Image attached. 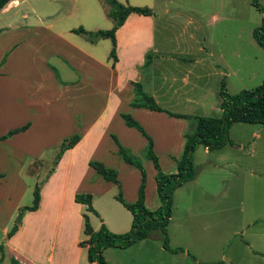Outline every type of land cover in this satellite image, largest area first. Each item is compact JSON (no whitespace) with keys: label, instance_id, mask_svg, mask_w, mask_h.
<instances>
[{"label":"crops","instance_id":"obj_1","mask_svg":"<svg viewBox=\"0 0 264 264\" xmlns=\"http://www.w3.org/2000/svg\"><path fill=\"white\" fill-rule=\"evenodd\" d=\"M50 2L65 8V16L85 6L84 0ZM24 3L28 0H10L0 11V24L6 23L0 28V138L27 126L0 141V264H91L87 247L81 245L87 240L84 216L93 231L105 226L111 233L122 235L129 232L132 215L116 199L118 187L102 179L89 162H101L116 171L122 198L128 203L136 201L141 184V173L119 159L111 135L133 156L144 152L147 140L127 127L120 115L131 116L152 139L159 168L165 174L177 173L174 158L181 157L189 129L195 131L193 119L132 108V83L138 80L162 109L198 116L183 111L201 105L191 94L201 90L199 83L211 74H226L218 72L215 56L203 54L205 48L201 46L194 54L191 46L185 55L188 58L173 55L165 43L157 47L158 14L152 0L131 3L133 7H150L152 16L132 13L116 31L117 62L111 70L100 62L94 45L99 40H82L84 35L73 32L76 29L65 28L63 18L41 22L33 33L25 23H12ZM147 55L151 59L146 66ZM108 60L111 68L112 61ZM180 61L192 63L191 68L181 72ZM60 67L68 79L61 76ZM109 75H116L120 84H106ZM236 124L229 129L230 147L235 150L224 158L214 152L222 153L226 145L212 151L196 145L192 154L194 178L172 194L167 236L170 248L183 252L166 251L162 234L155 231L130 247L104 250L106 264H264V162H252L257 151L246 150L247 139L238 142L233 138ZM244 129L242 126L248 137L260 138L264 133V128L252 133ZM74 134L80 135V141L63 153L45 179L39 180L43 158ZM141 164L146 174L144 205L155 211L161 204L156 169L149 160ZM224 168L229 177L220 179L221 186L229 181L234 186L236 175L243 185V216L237 228L234 196L210 191L202 179L204 173ZM37 184L38 208L20 214L21 209L32 205ZM252 186L259 190L254 192ZM77 194L91 196L96 214L75 202ZM248 230L249 239H243Z\"/></svg>","mask_w":264,"mask_h":264},{"label":"rangeland","instance_id":"obj_2","mask_svg":"<svg viewBox=\"0 0 264 264\" xmlns=\"http://www.w3.org/2000/svg\"><path fill=\"white\" fill-rule=\"evenodd\" d=\"M84 1V8L81 7L73 15L65 16L66 9L51 3L50 0H28L27 4L24 3L21 6L14 20L11 22L25 23L29 33H33L35 28L40 27L42 25L41 22L45 24L62 18L64 20L62 19L63 21L61 23H63L65 28L78 29L82 27L88 32L111 29L112 22L106 16V12L109 9L108 5L102 0ZM117 1L124 5L125 3H129L130 6H135L134 4L144 3L149 0ZM152 1V5H154V9L158 14L156 20L157 47H162V44L165 43V49L173 55L179 58H188L185 55L189 53L191 46L195 48L193 51H190L192 54L197 53V48L201 46L205 48L203 54L212 53L215 56L216 63H213L215 67L216 64L219 65L217 67L218 72L221 73L223 71L226 74L225 76L211 74L210 77L203 79L199 83V86H202L201 90H197L191 94L201 102V105L197 107L191 106L193 108H186L183 111L193 112L194 115L198 116L219 117L221 114L219 108L221 100L218 92L222 79L230 95H236L243 90H250L262 84L264 80V51L255 43L252 33L255 28L261 25L263 14L251 5L250 0ZM259 3L264 8V0H259ZM138 7L148 6L143 5ZM4 26H6V23L0 24V28ZM81 39L84 40L86 37L82 36ZM94 45L99 53L100 62L111 70L110 61L108 60V54L111 48L110 41L99 40ZM178 64L180 65L181 72L187 71L192 65V63H188L187 61H180ZM207 64L209 65V63ZM130 71L133 73V70ZM60 72L64 79H68L67 74L61 67ZM207 72L212 73L210 70ZM191 80L193 82L192 78ZM136 82L139 83L138 80ZM105 83L112 85L120 84L116 75H109ZM124 86L126 85L124 84ZM193 123L195 125V122ZM242 126H245V131H251V133L258 130V128L264 127L236 124L232 129V135L236 131L235 136H233L236 141L240 142V139H247L245 140L246 144L244 146L246 150L257 151L252 162H255V164L264 162V133L260 138H256L255 136L248 137L241 130ZM192 131V129H189L188 136L192 135ZM230 145L232 143L227 144L222 153L214 152V154H221L218 157L224 156L225 158L231 150H235L231 149ZM134 157L141 162L146 160L143 157V153L134 155ZM55 158L56 152H52L43 158L44 165H40L42 168L39 174V180L45 179L50 173ZM33 166L35 169H40L38 164H34ZM224 170L225 168L219 171L211 170L210 172L204 173L202 179L210 191H217L220 196H234L235 206L233 205L232 207H235V227L237 228L240 224L239 218L243 216L240 212L243 208L240 205V202H242L243 185L241 186L236 175L234 186L230 181L228 185L221 186L219 183L220 179L227 176ZM262 187H264V184ZM258 190V186L253 188L254 192ZM239 199L240 201H238ZM250 233L251 230L246 231L243 239H249Z\"/></svg>","mask_w":264,"mask_h":264},{"label":"trees","instance_id":"obj_3","mask_svg":"<svg viewBox=\"0 0 264 264\" xmlns=\"http://www.w3.org/2000/svg\"><path fill=\"white\" fill-rule=\"evenodd\" d=\"M10 0H0V11L9 3ZM109 9L106 16L112 22V27L109 30H97L95 32H87L83 28L73 30V32L84 35L91 43L98 40L108 39L111 42V50L108 59L111 62V69H114L117 62L116 55V31L124 24L126 18L134 13L142 16H152V11L146 7L125 6L117 0H102ZM251 5L260 13L263 14L261 25L253 30L252 37L255 43L264 51V8L260 5L259 0H250ZM149 55L146 56L145 65L149 64ZM134 99L130 103L132 108H145L150 111L164 112L169 117L181 119H193L195 122V131L191 136H186V142L183 148V153L179 159H175L177 165L176 174L163 173L158 164V157L154 152V144L152 139L144 132L142 127L131 116L121 114V118L125 125L129 128H134L139 131L147 140L146 148L143 152V157L152 162L156 169L155 183L156 192L160 199V206L155 211L147 209L144 205V186L146 174L141 162L130 154L114 135L111 139L117 147V155L126 164L131 165L141 173V184L138 190L136 201L132 203L126 202L122 198L120 184L117 179V173L114 169L105 167L101 162L91 161L89 166L92 167L98 175L107 182H111L119 189L116 199L122 206L132 215V223L129 232L116 235L107 230L105 226H101L98 231H93L87 216H84V234L87 240L81 243L87 247V259L91 264H106L103 256L104 250L108 248L124 249L131 245L145 240L153 232L159 231L162 234V247L171 253L183 252L182 249H171L167 236V226L172 212V194L184 183L194 178V166L192 154L196 145H202L208 151L220 149L227 144H231L229 137V129L233 124L245 123L264 126V80L261 85L250 89L243 90L236 95H230L227 92L224 80L220 82L218 95L220 97L219 108L221 114L219 117L205 116H186L168 112L155 102L153 97L147 95L142 85L137 82L132 83ZM27 126L18 130L10 131L6 136L0 138V141L7 137L24 131ZM80 141V135L74 134L64 138L57 150L54 165L57 164L63 153L73 148ZM40 184H37L33 191V202L29 207L20 210V214L25 211H35L40 202ZM75 202L87 206L88 211L95 213L91 206V196L89 194H77ZM96 214V213H95ZM12 229L10 235L15 232ZM192 257V256H191ZM193 258V257H192Z\"/></svg>","mask_w":264,"mask_h":264}]
</instances>
